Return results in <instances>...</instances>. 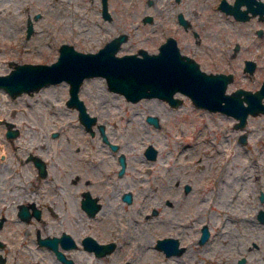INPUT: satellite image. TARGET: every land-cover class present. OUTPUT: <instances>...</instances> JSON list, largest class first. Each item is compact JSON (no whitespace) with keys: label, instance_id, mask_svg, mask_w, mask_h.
Returning <instances> with one entry per match:
<instances>
[{"label":"rangeland","instance_id":"374dc122","mask_svg":"<svg viewBox=\"0 0 264 264\" xmlns=\"http://www.w3.org/2000/svg\"><path fill=\"white\" fill-rule=\"evenodd\" d=\"M142 1L112 0V10H109L112 17L108 20L99 16L97 0H0V73L8 71L14 62L55 59L61 41L71 42L82 50H95L119 32H125L127 37L118 53L136 51L139 46L156 51L159 41L168 32L160 30L165 27L160 26L158 8ZM144 12L152 14V21L142 20ZM161 12L168 21L169 10ZM197 12L194 20L207 17L205 14L215 20L220 17L218 12L209 14L207 6ZM28 18L33 29L27 35ZM250 34L252 32L241 36L242 46L249 43ZM240 50L233 56L234 68L238 71L236 81L250 84L241 76L240 69L243 57L252 55V51L244 47ZM79 95L90 110L100 114L109 112L108 126L111 129L129 127L132 130L130 141L138 140L142 144L151 141L158 147V156L145 161L138 149L131 151L132 145L126 143L132 157L128 163L137 169H128L123 180L134 190L135 199L131 204L124 203L119 212H115V206L106 207L111 214L108 221H105L106 217L95 220L98 226L106 228L105 231L113 230L119 238L121 251L118 254L121 255L115 258L114 252L111 261L109 258L91 260L85 251H77L78 256L88 255L89 264H118L116 262L122 258L130 264H174L172 259H166L149 244L152 236L170 227L169 221H183L190 215L185 216L182 210L172 214L171 204L153 200L168 193V182L174 177L182 180L191 176L193 192L188 193L191 210L201 209L202 213V221H196V213H193L194 225L209 223L214 232L206 243L199 247L195 243L191 246V258L194 259L197 253L199 255L195 263L237 264L238 258L245 256L242 264H264V221L257 217L258 209L264 208V123L257 120L259 117L252 118V113L248 114L243 126H235L233 115L195 105L184 94L181 103L173 107L157 96H147L126 106L124 96L109 89L100 74L84 77ZM67 96L68 83L63 79L15 96L0 87V142L4 140L2 143L7 151L2 155L0 144V188H5L4 184L8 183L4 176L15 169L9 187L11 193L17 194V200L43 199L29 193L36 182L35 176H38L32 161L25 158L28 152L38 154L46 161L48 180L54 178L58 183L55 185L61 186L59 208L71 212L73 188L68 184L70 177L75 170L84 169V164L88 163L85 160L87 155L98 160L104 151L100 149L90 154L86 145H80L78 150L74 148L78 140L79 144L82 143L83 133L78 125L76 109L65 103ZM147 113L158 114L161 127L145 123L143 118ZM5 119L12 122L11 127L18 128L16 134L6 135ZM114 121L117 127L113 125ZM52 130L59 133L53 136ZM242 132L246 134L245 141L239 138ZM91 145L95 146V143ZM208 167L211 170L207 172ZM206 177L214 178L211 182L213 187L205 185L204 191L207 192L194 189L200 180L206 181ZM43 183L49 189L43 193L45 198L53 195L56 191L53 183ZM261 192L263 197L260 198ZM203 194H207L206 199H203ZM154 195L156 197L152 198ZM63 198L65 207L60 202ZM14 202V196L8 201L0 199V211L6 210L9 217L0 227V235L10 240L3 249L6 261L0 264H61L52 251L36 241L35 225L41 234H45L42 220L31 218L25 222L16 218ZM151 204L158 207V211L145 217L146 211L151 212L147 207ZM71 215L67 213V218ZM205 246L207 251L203 252L201 248Z\"/></svg>","mask_w":264,"mask_h":264},{"label":"flooded vegetation","instance_id":"af4514ba","mask_svg":"<svg viewBox=\"0 0 264 264\" xmlns=\"http://www.w3.org/2000/svg\"><path fill=\"white\" fill-rule=\"evenodd\" d=\"M142 2L146 5H155L158 8L160 26L165 27L160 30L168 32L159 41L157 50L160 43L170 35L174 37L181 57H189L191 65L194 62L196 66L207 73H231V78L227 81L224 91L226 93H233L240 86L251 89L252 104L260 106L258 110L252 112V118L254 116L259 117L257 120H262L264 123V0H143ZM205 6L208 8L209 14L215 15L218 12L220 17H217L215 20L205 14L207 17L194 20L198 15L197 10L200 11ZM96 7L102 19L109 20L112 17L109 11L112 10V0H97ZM163 9L169 10L168 21L161 14ZM152 19L151 13L144 12L142 16L143 21H152ZM248 32H252L247 39L249 43L242 46L240 38ZM140 47L143 46H139L138 48ZM241 47L252 51V55L243 57L240 69L241 76L250 81V84H241L236 81L238 80L236 78L238 71L234 68L233 56L239 53ZM246 59H252V61L247 62ZM182 94L186 95L191 102L197 105L186 91L179 88L172 92V96L176 99L177 103H171L168 98L158 97L173 107L181 103L183 100ZM142 99L144 97L137 99L123 97L126 106L138 103ZM82 100L87 113L83 118L79 114L77 104H68L67 98L65 99V103L68 106L76 109L78 125L82 128L81 132L83 133L81 138L83 139L82 143L79 144L80 140H78L74 148L78 150L80 149V145H86V150L90 154L93 151L103 149L104 155L100 156L98 160L92 158L91 155H87L85 160L88 163L84 164V169L75 170L73 177H70L68 184L72 185L73 188V211H61L58 205L61 193L59 188L61 186L55 185L58 183L54 181V178L48 180L49 169L45 163V159L32 152H28L25 158L32 161L35 174L38 177L35 176L36 182L32 190H29V193H32L31 195L36 194L38 198L43 197V199L35 200L33 198L29 200L27 198H19L17 200V194L11 193L9 187L12 182V174L16 172L15 169L14 171H10L8 176H4L8 180V183L4 184L6 185L5 188H0V199L8 201L11 196H14L13 214L16 218L25 222H29L31 218L38 221L42 220L40 222L45 230V234H41L40 228L38 225H35L36 241L38 244L52 251L54 258L61 264H69L67 260H71L72 264H89V261H87L88 255L91 256V260L95 261L103 258H109L111 261L114 252L116 254L115 258L121 255L118 254L121 251L119 238L114 235L113 230L108 229L105 231L106 228L98 226L95 220L106 217L105 221H108L111 214L105 209L106 207L115 206V212H119V208L124 207V203L131 204L135 199L136 194L133 193L134 190L129 188V184L123 180L128 169H137V167L128 163L129 160H132V157L128 152L126 143L128 142L132 145L131 151L138 149L141 153V158H144L145 161L154 160L158 156V147L152 144L151 141L143 144L138 140L130 141L129 138L131 137L132 130L129 127L120 130L111 129L110 125L108 126L109 112L108 114H100V112L92 111L87 107L84 99ZM242 100L246 102L245 98ZM151 117H155V120H152ZM143 119L148 125L161 127L160 117L156 113H147ZM5 123L7 126L10 125V121L6 119ZM114 123L115 121L113 125L117 127V122ZM51 133L55 136L59 132L52 130ZM163 138L165 141V134ZM91 143H95V146L91 145ZM36 159L43 161L44 168H40L35 161ZM78 159L80 161V158ZM216 167V164H214V169ZM209 170H211L210 167H208L207 172ZM147 171L151 170L148 169ZM98 172L99 174H97ZM191 179V176L185 177L182 180L179 177H174V179L168 182V193L165 196L158 195L153 200L159 199L157 200L159 203L171 204L172 210L170 212L172 214L182 210L185 216L190 215L188 219L184 218L183 221H169L170 227L164 232L152 236L149 244L151 245L150 247L164 254L166 259H172L174 264H194L199 255L197 253L194 259L191 258L193 256L191 246L194 243L197 247L201 246L200 244L206 243L214 233L209 228V223L202 222L199 225H194L192 219L193 213H196V221H202L200 220L202 213L200 212L201 209L191 210L192 206L188 198V193L193 192ZM136 180L139 179L136 178ZM45 181H50L56 187L53 195L47 198L43 195L45 191L49 190L43 185ZM200 181L201 183L197 184L194 189L204 191L206 189L205 185L213 187L211 182L214 181V178L206 177V181L204 179ZM153 197H156V195ZM206 198L207 194H203V199ZM66 201H69L68 198H66ZM60 202L65 207V198ZM23 206L26 207V210L20 209ZM147 207L151 208V212L146 211L145 217L152 212L156 213L158 211V207L153 204L147 205ZM67 213H70V215L74 213V215L67 218ZM100 213L102 215L98 216ZM7 218L9 217L6 210L0 211V227L6 222L5 219ZM203 225L207 226L206 234L204 233L205 229ZM104 232L106 234L101 236ZM159 238H165L166 242H161L164 245L167 243L169 250L160 245L158 242ZM9 243V239L0 235V263L6 261V254L3 252V249ZM201 249H203V252L207 251L206 246ZM77 251H85L88 255L78 256L76 254ZM241 257L244 258L240 261ZM241 257L238 258L237 264H242L246 260L245 256ZM118 261L116 263L121 264L128 260L122 258Z\"/></svg>","mask_w":264,"mask_h":264},{"label":"water","instance_id":"95a60500","mask_svg":"<svg viewBox=\"0 0 264 264\" xmlns=\"http://www.w3.org/2000/svg\"><path fill=\"white\" fill-rule=\"evenodd\" d=\"M32 29V22L29 19L26 34L28 35ZM126 37L125 32H119L95 50H82L71 42L62 41L56 58L51 61L14 62L8 72L0 73V87L14 96L22 91L32 92L46 83L65 79L68 82L69 93L67 103L77 104L82 118L87 113L78 90L84 77L94 74L103 75L108 88L132 99L157 95L168 98L171 103H177L172 92L177 88L182 89L197 105L232 114L236 119L235 126H243L248 114L260 108L259 105L252 104V90L249 88L240 86L233 93L224 91L231 73H207L194 62L191 65L189 57L182 58L174 37L167 36L156 52H149L146 48L140 47L138 51L117 53ZM246 61L250 62L252 59ZM242 92L244 93L241 94ZM243 98L246 102L242 100ZM151 118L155 120V117ZM17 131V127H8L6 133L13 135ZM239 137L241 141L246 140L244 132ZM35 161L40 168H44L42 160ZM262 196L263 192L260 194V197ZM20 209L26 210V207ZM257 217L264 221V208L258 209ZM203 227L206 234L207 226ZM161 241L166 242L165 238H159L158 242L168 249V244L164 245ZM243 258L241 257L240 261ZM67 262L72 264L71 260ZM121 264L130 263L124 261Z\"/></svg>","mask_w":264,"mask_h":264},{"label":"bare ground","instance_id":"6f19581e","mask_svg":"<svg viewBox=\"0 0 264 264\" xmlns=\"http://www.w3.org/2000/svg\"><path fill=\"white\" fill-rule=\"evenodd\" d=\"M2 26V25H1ZM7 26V25H6ZM1 29V28H0ZM4 30V29H3ZM28 48V47H27ZM28 51V50H27ZM51 89V88H50ZM40 91V90H39ZM42 91V90H41ZM36 93V92H35ZM32 95H33V93H32ZM157 103V102H156ZM34 105V104H33ZM220 115V114H219ZM218 115V116H219ZM43 116V115H42ZM221 117V116H220ZM212 118V117H211ZM214 118V117H213ZM218 118V117H217ZM209 123V122H208ZM218 124V123H217ZM209 125V124H208ZM219 125V124H218ZM206 127V126H205ZM204 127V128H205ZM226 127V126H225ZM19 141V140H18ZM2 142H4V140H2ZM2 142H0V144H1V146H2V148H1V154L2 155H4L5 153H7V151L5 150V142L4 143H2ZM6 142H7V140H6ZM21 142V141H20ZM17 143V142H16ZM7 145V144H6ZM9 146V145H8ZM7 146V147H8ZM10 153V152H9ZM7 156V155H6ZM149 252V251H148ZM153 251H151V253H152ZM151 257V256H150Z\"/></svg>","mask_w":264,"mask_h":264}]
</instances>
